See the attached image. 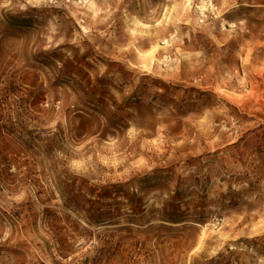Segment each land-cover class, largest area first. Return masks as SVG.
Listing matches in <instances>:
<instances>
[{
  "label": "rangeland",
  "instance_id": "obj_1",
  "mask_svg": "<svg viewBox=\"0 0 264 264\" xmlns=\"http://www.w3.org/2000/svg\"><path fill=\"white\" fill-rule=\"evenodd\" d=\"M0 264H264V0H0Z\"/></svg>",
  "mask_w": 264,
  "mask_h": 264
}]
</instances>
